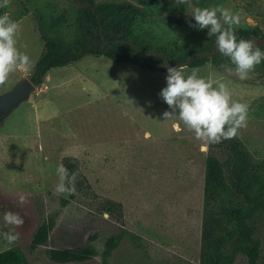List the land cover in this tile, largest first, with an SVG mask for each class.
Wrapping results in <instances>:
<instances>
[{
  "label": "rangeland",
  "instance_id": "rangeland-1",
  "mask_svg": "<svg viewBox=\"0 0 264 264\" xmlns=\"http://www.w3.org/2000/svg\"><path fill=\"white\" fill-rule=\"evenodd\" d=\"M116 1L130 2L155 17L186 20L196 7L239 11L234 29L264 39V0ZM76 7L75 0H7L0 6V15L19 24L17 46L30 58L27 70L14 71L0 83V94L29 79L42 51L35 15L66 10L73 18ZM195 29L168 31L167 40L199 37ZM202 32L208 38L207 29ZM196 69L214 86L224 83L234 100L248 104L246 127L230 139L240 141L254 160L264 161V80L250 74L241 80L234 71L209 63ZM192 70L185 66L187 73ZM166 74L167 69L152 72L87 55L50 70L29 99L0 123V252L16 247L30 264H60L48 260L46 252L90 244L93 257L64 264H200L209 144L178 120L163 122L169 106L159 93L166 87ZM214 152L224 159L221 148ZM64 159L81 173L78 186L65 181L71 196L70 190H56ZM7 211L19 213L24 223L6 224ZM43 223L51 226L47 241L31 250ZM256 229V264H264V215L257 218ZM4 233H18L19 238L9 242ZM117 237L118 244L107 252L108 242ZM234 264L249 263L241 255Z\"/></svg>",
  "mask_w": 264,
  "mask_h": 264
},
{
  "label": "trees",
  "instance_id": "trees-1",
  "mask_svg": "<svg viewBox=\"0 0 264 264\" xmlns=\"http://www.w3.org/2000/svg\"><path fill=\"white\" fill-rule=\"evenodd\" d=\"M73 18L66 10L56 14L35 15L42 51L37 58L30 82L40 87L52 69L63 68L91 55L105 57L115 64H131L152 72H161L163 60L154 54L164 55L171 66L188 63L191 69L209 63L214 69L228 71L235 68L231 61L219 54L215 39L209 40L202 31L178 43L167 40L168 31L183 30L193 21L175 16L155 17L146 9L130 2L116 0H79ZM89 7H85V4ZM239 38L254 40L253 31L235 29ZM160 39L166 42L161 43ZM262 49H264V44ZM137 52L141 59L134 56ZM264 80V61L249 73ZM224 151L220 160L214 149ZM62 165L69 175L76 174L73 186L80 184L81 173L70 159ZM72 195L71 190L69 191ZM120 209L121 205L110 203ZM264 215V161L254 160L237 139L209 144L206 157L203 189V218L200 240V264H234L238 256H244L249 264H256L260 244L256 237V220ZM51 229L41 224L30 245L31 250L45 244ZM120 237L111 239L110 252ZM93 246L88 244L75 249H50L48 260L54 263L83 262L94 256ZM0 264H30L16 247L0 252Z\"/></svg>",
  "mask_w": 264,
  "mask_h": 264
},
{
  "label": "clouds",
  "instance_id": "clouds-1",
  "mask_svg": "<svg viewBox=\"0 0 264 264\" xmlns=\"http://www.w3.org/2000/svg\"><path fill=\"white\" fill-rule=\"evenodd\" d=\"M7 0H0V6ZM241 13L219 7H196L191 18L195 25H190L203 31L207 29L209 39L215 38L216 51L228 58L235 68L239 79H247L257 65L264 61V49L254 40L239 38L234 26L240 23ZM19 24L8 15H0V83L5 82L9 75L17 70H27L30 58L19 50L17 34ZM162 66H165L162 62ZM166 87L159 95L169 106L163 113V122L180 121L195 138L205 144L220 143L223 139H230L237 135L240 128L246 127L249 106L232 98V94L224 83L214 86L210 79L199 75V69L191 73L185 71L184 65L167 67L165 77ZM175 126V125H174ZM180 131L179 127H175ZM60 183L58 192L70 189L65 181L73 184L76 174L69 175L68 169L62 164L57 169ZM26 202L25 197L20 203ZM6 224L16 225L24 223L19 213L7 211L4 213ZM9 242L19 238L18 233H4Z\"/></svg>",
  "mask_w": 264,
  "mask_h": 264
},
{
  "label": "water",
  "instance_id": "water-1",
  "mask_svg": "<svg viewBox=\"0 0 264 264\" xmlns=\"http://www.w3.org/2000/svg\"><path fill=\"white\" fill-rule=\"evenodd\" d=\"M76 6L78 8L81 7L79 0H75ZM89 4H85V7H89ZM257 45L262 48L264 44V39L255 38ZM152 55L149 53L146 57L140 56L137 52H134L135 57H139L141 59H147ZM154 57L160 58L165 63V66H162L161 69H167V67H172L169 63L168 59L164 55L154 54ZM187 62L179 65L187 66ZM177 65V66H179ZM36 86H34L28 78H23L12 90L0 94V123L7 118L14 109H16L19 105L26 102L30 95L35 92Z\"/></svg>",
  "mask_w": 264,
  "mask_h": 264
}]
</instances>
